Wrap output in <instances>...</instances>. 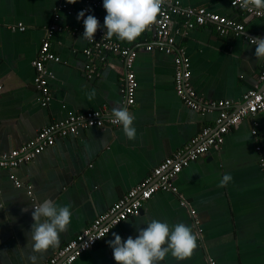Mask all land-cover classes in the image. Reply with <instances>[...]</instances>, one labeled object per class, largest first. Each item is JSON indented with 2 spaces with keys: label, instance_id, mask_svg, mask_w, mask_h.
Masks as SVG:
<instances>
[{
  "label": "crops",
  "instance_id": "crops-1",
  "mask_svg": "<svg viewBox=\"0 0 264 264\" xmlns=\"http://www.w3.org/2000/svg\"><path fill=\"white\" fill-rule=\"evenodd\" d=\"M168 1L204 7L245 26L240 36L221 35L212 26L188 30L182 19H174L171 36L189 58L190 83L202 100L239 104L248 90L262 85L264 57L254 55L255 45L249 41L264 36L260 18L234 8L232 0ZM88 2L0 0V154L19 149L51 124L104 107L112 116L114 106L127 107L134 116L135 138L128 139L120 124L80 128L58 138L33 161L0 170V264H44L167 157L203 128L215 126L218 110H192L176 93L175 54L146 50L156 43L154 30L146 29L131 42L104 36L106 10L97 7L91 14L101 27L94 40L81 38L84 25L77 14ZM45 41L59 57L46 64L51 93L47 106L39 100L33 66ZM109 44L137 51L132 69L138 88L132 106L125 104L122 92L125 60L120 52L105 48ZM253 128L251 117L241 120L219 147L177 175L175 192H157L137 216L114 228L74 264H117L107 243L112 233L135 237L136 226H145L147 219L170 226L182 222L195 237L190 256L177 259L168 253L159 264H264V173L259 166L264 137L255 140ZM224 173L232 179L221 186ZM44 199L69 205L72 216L54 247L35 251L29 240L32 204Z\"/></svg>",
  "mask_w": 264,
  "mask_h": 264
},
{
  "label": "built area",
  "instance_id": "built-area-1",
  "mask_svg": "<svg viewBox=\"0 0 264 264\" xmlns=\"http://www.w3.org/2000/svg\"><path fill=\"white\" fill-rule=\"evenodd\" d=\"M160 5L156 18L147 28L148 30H154L156 43L148 44L145 48L147 51L157 49L169 55L175 54L174 87L176 93L185 105L192 110L202 113L218 110L215 126L203 128L184 148L167 157L153 170L149 177L132 188L107 212L98 216L87 228L61 247L44 264H74L84 253L106 238L114 228L127 219L137 216L143 204L157 192H175L174 180L177 175L199 157L205 155L211 149L219 147L230 130L244 118L251 117L254 120L252 134L255 140L258 141L260 137H264V73L260 78L262 85L248 90L243 96L242 103L235 104L230 100L204 101L190 83L189 58L180 50H177L171 36L172 24L175 18L182 19L183 26L188 30L200 26H212L221 35L233 33L240 36L244 34V24L228 16L209 12L204 7H182L178 1L160 0ZM231 5L245 12L248 16L260 18L264 22V3L257 5L256 0H247L246 3L245 0H232ZM97 7H103L102 0H89L82 10H85L86 16L91 14L94 8ZM52 31H54V27L50 30V33ZM101 46L102 44L98 45L95 50H88L87 55L91 56L93 51L97 52ZM105 48L120 52L125 60L126 67L122 92L125 104L132 106L136 103L138 88V81L132 69L137 51L129 49L120 51L118 45L105 46ZM52 61L58 62L59 57L51 52L49 42L45 41L33 62L36 71L34 83L40 93L39 100L43 106H47L51 99L46 64ZM91 71L93 72V70ZM107 124L117 126L120 123L113 119V116L107 112L105 107L93 112L73 115L63 122L51 124L40 130L33 139L19 149H14L7 154H0V170L15 169L21 164L33 161L47 148L54 146L58 138L75 134L80 128L104 127ZM256 149L261 152L262 148L258 145ZM259 166L264 173V155H260ZM18 186H20L19 183ZM211 264H214V262L211 261Z\"/></svg>",
  "mask_w": 264,
  "mask_h": 264
},
{
  "label": "clouds",
  "instance_id": "clouds-1",
  "mask_svg": "<svg viewBox=\"0 0 264 264\" xmlns=\"http://www.w3.org/2000/svg\"><path fill=\"white\" fill-rule=\"evenodd\" d=\"M256 3L260 5L264 0H256ZM102 6L106 10L103 21L104 36L115 35L120 40L131 42L152 24L161 5L160 0H102ZM77 19H82L84 25L81 38L94 39V33L101 27L97 17L93 14L85 16V10H80ZM249 39L255 45L254 55L257 58L264 57V36ZM112 112L113 119L120 123L125 136L134 139L136 128L133 125L134 116L129 109L125 106H114ZM231 179L230 173H224L219 183L223 186ZM32 208L33 223L29 233L31 247L35 251L54 247L59 234L70 224L72 213L69 205L44 199L33 203ZM143 225L145 226H136L135 237L129 235L122 238L118 233H112L113 238L107 243L117 264H159L168 253L177 259L191 255L195 247V237L189 226L182 222L170 226L158 219H147ZM32 259L35 260V257Z\"/></svg>",
  "mask_w": 264,
  "mask_h": 264
}]
</instances>
